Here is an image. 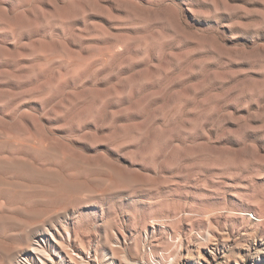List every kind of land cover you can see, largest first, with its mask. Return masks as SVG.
I'll return each mask as SVG.
<instances>
[{"label": "rangeland", "instance_id": "obj_1", "mask_svg": "<svg viewBox=\"0 0 264 264\" xmlns=\"http://www.w3.org/2000/svg\"><path fill=\"white\" fill-rule=\"evenodd\" d=\"M0 136V248L251 264L264 0H0Z\"/></svg>", "mask_w": 264, "mask_h": 264}, {"label": "bare ground", "instance_id": "obj_2", "mask_svg": "<svg viewBox=\"0 0 264 264\" xmlns=\"http://www.w3.org/2000/svg\"><path fill=\"white\" fill-rule=\"evenodd\" d=\"M20 120V119H19ZM50 121V120H49ZM3 136V135H2ZM1 137V136H0ZM1 138H3V137H1ZM7 139V138H6ZM23 139V138H22ZM0 143L2 144H4L5 143V141L4 142H2V141H0ZM7 144V143H6ZM2 146V145H1ZM10 145L8 144V147H9ZM15 146V145H14ZM29 146V145H28ZM11 147H13V146H11ZM18 147V146H17ZM16 148V147H15ZM59 153V152H58ZM35 154V153H34ZM36 157V156H35ZM6 163V162H5ZM7 164V163H6ZM25 164V163H24ZM7 165H9L10 166V168H11V164H7ZM18 165V164H17ZM27 165V164H26ZM30 165V164H29ZM29 165H27V166H29ZM8 166V167H9ZM20 166V165H19ZM24 166V165H23ZM23 166H21V168L20 169H22L23 171H24V169H23ZM26 166V167H27ZM16 168V167H15ZM18 168V169H19ZM25 168V167H24ZM27 168H29V169H31V167L29 166V167H27ZM12 169H14V168H12ZM17 169V168H16ZM20 169H19V171H20ZM29 169H27L28 171H29ZM22 172V171H21ZM32 172H34V171H32ZM119 173V172H118ZM159 175V174H158ZM159 177V176H158ZM0 181H4V180H2V179H0ZM4 182H7V181H4ZM26 185V184H25ZM6 187L7 185H2V187ZM29 186V185H28ZM62 186V185H61ZM61 186H59L58 188H60ZM70 186V185H69ZM4 187L2 188V189H0L1 191H3V189H4ZM10 187V186H9ZM11 187H14V186H11ZM25 187V186H24ZM30 187V186H29ZM29 187L27 188L28 190H29ZM1 188V187H0ZM18 188H19V186H18ZM21 188H23V185H22V187H21V185H20V190H21ZM31 188H32V186H31ZM33 188H35L36 189V187H33ZM32 188V189H33ZM41 187H39V189H40ZM67 188V187H66ZM77 188V187H76ZM80 188H81V186H80ZM7 189V188H6ZM12 189V188H11ZM10 189V190H11ZM16 189V188H15ZM14 188H13V191L15 190ZM24 189H26V188H24ZM31 189V190H32ZM61 189H63L62 187H61ZM65 189V188H64ZM67 189H70L69 191H71V189H72V187L70 188V187H68ZM28 190H25V191H28ZM29 191V192H32V191ZM4 191H5V189H4ZM18 191V190H17ZM21 191H24V190H21ZM35 191V190H34ZM65 191H67L66 189H65ZM64 191V192H65ZM69 191H67V193L69 192ZM6 192H8L7 190H6ZM41 192V191H40ZM80 192V191H79ZM89 192H90V190H89ZM14 193H15V191H14ZM18 193V195H19V191L17 192ZM24 193V192H23ZM44 194V193H43ZM84 194V193H83ZM14 195V194H13ZM91 195V194H90ZM3 196V195H2ZM16 196V195H15ZM7 198V197H6ZM13 198V197H12ZM15 198V197H14ZM2 199V198H1ZM10 199V198H9ZM8 199V200H9ZM1 201V200H0ZM1 202H3V203H0V213H2L3 211H2V209L4 208V207H6V203H4V201H1ZM249 202V201H248ZM12 203H14L13 202V200H12ZM10 204V203H9ZM16 204H17V201H16ZM13 205V204H12ZM8 206V205H7ZM17 206H18V204H17ZM15 207V206H14ZM13 207V208H14ZM2 208V209H1ZM17 208V207H16ZM19 208V207H18ZM10 209V208H9ZM6 210L7 212L9 211L10 213H8L9 215L11 214V212L13 213V211L11 210ZM24 209V208H23ZM157 209V208H156ZM5 211V210H4ZM17 212V211H16ZM15 212V213H16ZM23 211H20V214L22 213ZM26 212V211H25ZM39 212V211H38ZM37 212V213H38ZM45 212V211H44ZM4 213H6V212H4ZM31 213H33L32 211H31ZM30 213V214H31ZM43 213V212H42ZM46 213V212H45ZM20 214H18V215H20ZM25 214V213H24ZM48 214V213H47ZM46 214V215H47ZM186 214V213H185ZM39 215V214H38ZM11 216V215H10ZM20 216H22V215H20ZM26 216V215H25ZM31 216V215H30ZM34 216V215H33ZM35 216H36V214H35ZM42 217H45V216H42ZM41 217V218H42ZM14 218V217H13ZM38 218H40V217H38ZM22 220V219H21ZM174 220V219H173ZM15 221V220H14ZM6 222H8V221H6ZM5 222V223H6ZM183 222V221H182ZM3 223V222H2ZM10 223V222H9ZM17 223L19 224V222L17 221ZM25 223H26V221H25ZM24 223V224H25ZM42 223H43V221H42ZM1 224V223H0ZM24 224L22 225L21 223L19 224V225H22L23 227H24ZM27 224H28V222H27ZM39 224V223H38ZM193 224V223H192ZM26 225V224H25ZM36 226V225H35ZM22 227V228H23ZM33 227V226H32ZM8 228V227H7ZM10 228V227H9ZM9 228H8V230H9ZM6 229V228H5ZM20 229V228H19ZM27 229H29V227L27 228ZM26 229V230H27ZM7 230V231H8ZM21 230V229H20ZM51 230V229H50ZM6 231V230H5ZM2 232V231H1ZM54 233V232H53ZM62 233V232H61ZM5 234V233H4ZM3 234V235H4ZM25 234V233H24ZM63 234V233H62ZM68 234H70V233H68ZM2 235V234H1ZM0 235V236H1ZM67 235V234H66ZM17 236V235H16ZM31 236H33V235H31ZM35 236V235H34ZM39 236V235H38ZM37 237V236H36ZM56 237V236H55ZM67 237H68V235H67ZM49 238V237H48ZM48 238L46 239V238H40L41 239V243L37 240V239H35L34 240V242H32V243H30V244H28V246L26 247V244H24L25 245V247L26 248H24V249H20V250H14V249H4V248H0V264H8V262L9 263H11V264H94V262L92 263V262H90V261H92L91 260V256H90V252L88 251L89 249H88V247H87V249L88 250H86V251H84V250H80V251H78L77 253H76V251H74L75 252V255L73 254V251L72 250H70V251H72V254L74 255V257H73V255H68L66 252H64V250L60 247V246H58L57 245V239H53V243L52 242H50V241H48ZM53 238V237H52ZM69 238H70V236H69ZM113 238V237H112ZM19 239V238H18ZM17 239V240H18ZM33 239H34V237H33ZM60 239V238H59ZM66 239V238H65ZM179 239V238H178ZM15 240V239H14ZM14 240H12V241H14ZM177 240V239H176ZM5 241V240H4ZM11 241V240H10ZM16 241V240H15ZM23 241H25V240H23ZM22 241V242H23ZM61 241H62V239H61ZM107 241V240H106ZM109 241V240H108ZM175 240H173V242H174ZM3 242V241H2ZM17 242V241H16ZM20 242V241H19ZM17 243V244H23V243ZM59 242V241H58ZM67 242V241H66ZM65 242V243H66ZM69 242V241H68ZM115 242V241H114ZM176 242V241H175ZM25 243H26V241H25ZM178 242H176V244H177ZM189 243H190V241H189ZM182 244H183V242H182ZM182 244H181V246H182ZM259 244V243H258ZM173 245H175L174 243H173ZM66 246V245H65ZM180 246V247H181ZM254 246H256L255 245V243H254ZM24 247V246H23ZM67 247V246H66ZM66 247H64V248H66ZM71 247V246H70ZM85 247V246H84ZM165 247H167V246H165ZM176 247H177V245H176ZM176 247H174V248H172L171 250H174L175 249V251H176V253H177V248ZM184 247V246H183ZM207 247V246H206ZM251 247V246H250ZM258 247V246H257ZM256 247V248H257ZM69 248V247H68ZM79 249H80V247H78ZM217 249V248H216ZM165 250H167V248H165ZM165 250H163V251H165ZM212 250V249H211ZM69 251V250H68ZM170 251V250H169ZM213 251V250H212ZM171 252V251H170ZM186 253H184V254H182L183 256V260H185L186 258H187V255L189 254V251L187 250V251H185ZM93 253V252H92ZM94 253H96V252H94ZM114 253H115V251H114ZM169 253V252H168ZM171 253H173V251L171 252ZM244 253V252H243ZM99 254V253H98ZM102 254H103V252H102ZM111 254V253H110ZM146 254V253H145ZM167 254V253H166ZM166 254H164V255H166ZM177 254H179V253H177ZM101 255V254H100ZM147 255V254H146ZM149 255H150V253H149ZM244 255H246V254H244ZM243 255V256H244ZM248 255V254H247ZM246 255V256H247ZM96 256V255H95ZM94 256V257H95ZM102 256V255H101ZM153 256V255H152ZM180 256V255H179ZM215 256V255H214ZM55 259H54V258ZM88 257H89V259H88ZM107 257V256H106ZM139 257V256H138ZM142 257L145 259V257L142 255ZM166 257V256H165ZM212 257V256H211ZM217 257H219L218 255H217ZM96 258V257H95ZM97 258H99L98 260H100V256L99 257H97ZM112 258H113V256H112ZM160 258H161V255H160ZM198 263L200 262V261H202L203 259H204V257L201 255V254H198ZM248 258V257H247ZM252 258V262H251V264H264V248H261V249H259V250H257L256 252H254V254H253V256L251 257ZM250 258V259H251ZM78 259V260H77ZM86 259H88V260H86ZM115 259V258H114ZM162 259V258H161ZM172 259V258H171ZM135 260V259H134ZM170 260V259H169ZM116 261V260H115ZM140 261V260H139ZM233 261V260H232ZM231 261V262H232ZM242 261V260H241ZM96 262L98 263V261H97V259H96ZM171 262V261H170ZM230 262V263H231ZM236 262V261H235ZM239 262V261H238ZM141 263L142 264H144L143 262H142V260H141ZM166 263V262H165ZM167 263H168V261H167ZM206 263V262H205ZM109 264H114V261H111ZM136 264H139V263H136ZM169 264V263H168ZM182 264H184V262L182 263ZM200 264V263H199ZM207 264V263H206ZM237 264V263H236ZM240 264V263H239Z\"/></svg>", "mask_w": 264, "mask_h": 264}]
</instances>
